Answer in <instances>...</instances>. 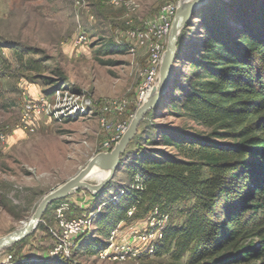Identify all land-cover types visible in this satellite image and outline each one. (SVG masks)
<instances>
[{
	"label": "rangeland",
	"instance_id": "1",
	"mask_svg": "<svg viewBox=\"0 0 264 264\" xmlns=\"http://www.w3.org/2000/svg\"><path fill=\"white\" fill-rule=\"evenodd\" d=\"M171 1L0 0V88L8 105L0 107V237L25 227L49 192L76 176L91 158L113 150L119 143L122 137L111 143L116 130L120 124L129 128L140 107L138 90L151 56L150 24ZM211 1L216 18L223 22L228 18L232 25H236L237 18L227 10L237 5L243 9L249 6L248 0ZM202 17L191 20L180 47L182 53L175 67L181 79L191 71L187 57L194 54L192 46L205 37ZM139 32L146 34L144 38ZM110 41L126 50L110 54L99 50ZM158 81L159 78L155 85ZM122 103L124 110L117 107ZM161 113L158 110L155 116L144 117L137 139L123 153L125 163L136 155L139 146L148 144L144 143L148 137L153 138L148 132L152 124L178 126L205 136L212 134L211 129L186 116H160ZM126 166L120 165L112 186L99 193V198L81 188L50 206L41 225L25 241L0 249V264L30 257L54 261L60 256L71 264L185 262L182 258L177 263L168 252L155 253L160 239L156 227L150 224L156 219L152 213L123 221L119 238L107 239L110 246L100 252L122 254L129 247L140 256L129 253L126 259L115 260L87 252L85 239L98 237L91 224L75 239L67 255L52 254L61 245L63 250L66 248L61 219L87 218L94 224L93 217L103 209V201L130 184ZM94 177L86 181L98 184L100 181ZM192 204L191 200L181 201L171 213L161 212L165 215L164 225L181 224ZM60 208L62 218L58 217ZM85 234V239L78 242ZM100 239L105 241L106 237Z\"/></svg>",
	"mask_w": 264,
	"mask_h": 264
},
{
	"label": "trees",
	"instance_id": "2",
	"mask_svg": "<svg viewBox=\"0 0 264 264\" xmlns=\"http://www.w3.org/2000/svg\"><path fill=\"white\" fill-rule=\"evenodd\" d=\"M212 3L191 18L203 16L205 31L187 57L191 71L181 79L175 67L190 20L179 40L170 89L144 116L158 110L160 116H186L212 134L158 123L148 127L153 136L144 142L148 144L139 146L128 163L121 155L131 182L95 213L98 237L78 239H85L89 253L98 255L109 246L111 231L131 218L132 208V218L155 210L169 214L178 202L191 200L184 221L163 229L156 254L171 253L177 263L186 259L178 264H264V0L227 10L236 16V25L228 18L218 20ZM99 50L110 54L126 49L110 41ZM7 106L0 88V107ZM11 264L71 263L60 256Z\"/></svg>",
	"mask_w": 264,
	"mask_h": 264
},
{
	"label": "water",
	"instance_id": "3",
	"mask_svg": "<svg viewBox=\"0 0 264 264\" xmlns=\"http://www.w3.org/2000/svg\"><path fill=\"white\" fill-rule=\"evenodd\" d=\"M209 0H181L176 10V16L173 20L170 29L167 49L163 55L160 66V75L158 84L153 87V90L147 100L140 105L133 117L129 128L124 133L122 138L117 143L116 147L108 152H101L94 156L88 162L89 164L83 168L76 176L65 181V184L49 192L42 200L36 211L32 214L26 226L11 232V234L0 237V249H5L11 245L25 239L33 232L42 221L41 219L46 214L52 203L61 201L74 191L87 188L93 196H97L104 191L105 187L113 179L118 168L121 165V155L125 152L129 143L138 133L139 124L144 116L154 110L162 97L169 91L170 84L174 73V62L178 52V44L182 35L183 29L190 22L195 14L194 12L201 7L207 5ZM97 164H101L104 169L109 170V174L98 184H92L86 181L88 175L93 171Z\"/></svg>",
	"mask_w": 264,
	"mask_h": 264
},
{
	"label": "built area",
	"instance_id": "4",
	"mask_svg": "<svg viewBox=\"0 0 264 264\" xmlns=\"http://www.w3.org/2000/svg\"><path fill=\"white\" fill-rule=\"evenodd\" d=\"M181 0H172L170 3L162 7L161 10L158 11V15L155 17V19L151 22L150 24V32L153 36L152 43L150 45V51H151V56L148 65L145 68V71L143 73V81L141 82L138 90V105H141L144 103L147 98L150 96L153 87L159 78L160 74V66L162 63L163 55L165 53V43L167 38L170 35V29L172 27V21L174 16L176 15V10L179 6ZM138 35L142 38L146 34L138 33ZM122 103L118 107L120 110H124ZM126 125L120 124L118 129L116 130L115 136L111 139V143L116 142L119 140L120 137L124 135V133L127 131ZM108 146L111 145L110 142L106 143ZM63 208L59 209V218H62V212ZM135 212V209L132 208L128 212V216H132L133 213ZM159 211L155 210L152 213V216L156 219H152L151 223L156 227V230L158 231L159 239L163 238V229L165 228L164 221H165V215L158 213ZM161 216V217H160ZM89 224L94 225L92 223V219H87V218H78L74 219L72 221H65L64 219H61V225L64 227V232L62 237H64L63 243H65L64 250L62 249V245L60 247H57L54 251H52V254L55 255H62L65 253L66 255L69 252V249L75 245V239L78 238L81 234H84L85 231L87 230V227ZM121 229V225L117 226L115 229L111 231L110 234V239L116 240L119 238L118 233L119 230ZM110 246V244H109ZM112 247L115 246L112 242ZM153 247V246H151ZM137 250H132L131 248H126L125 251H123L122 254H117V253H112L111 255L108 254V251H104L102 253H99V255L102 258H114L115 260H122L126 259V255L129 253L133 254L134 257L138 256L136 254ZM138 252V251H137ZM113 255V256H112ZM141 254H139L140 256Z\"/></svg>",
	"mask_w": 264,
	"mask_h": 264
},
{
	"label": "bare ground",
	"instance_id": "5",
	"mask_svg": "<svg viewBox=\"0 0 264 264\" xmlns=\"http://www.w3.org/2000/svg\"><path fill=\"white\" fill-rule=\"evenodd\" d=\"M101 170V171H100ZM97 174V176L94 177V175ZM109 174V170L104 169L103 166H101V164H97L96 167L93 169V171L88 175V177L86 178V180L89 177H94L97 180H99L100 182H102V180ZM99 182V183H100Z\"/></svg>",
	"mask_w": 264,
	"mask_h": 264
}]
</instances>
